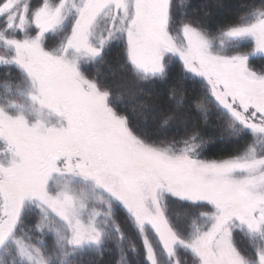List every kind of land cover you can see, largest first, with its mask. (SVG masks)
<instances>
[{"label": "snow or ice", "instance_id": "1", "mask_svg": "<svg viewBox=\"0 0 264 264\" xmlns=\"http://www.w3.org/2000/svg\"><path fill=\"white\" fill-rule=\"evenodd\" d=\"M232 7L0 0V264H264V0Z\"/></svg>", "mask_w": 264, "mask_h": 264}, {"label": "trees", "instance_id": "2", "mask_svg": "<svg viewBox=\"0 0 264 264\" xmlns=\"http://www.w3.org/2000/svg\"><path fill=\"white\" fill-rule=\"evenodd\" d=\"M241 2V0H191L192 6L196 9V11L203 17V12L200 10L202 5H207L208 7L205 9L210 13L207 17H203L207 22L208 26L211 28H215L217 22L221 19H227L228 16H231L235 12V8L232 7L237 3ZM216 5H222V7H216ZM121 50H113L111 55L108 57L109 63L106 65H102L100 67V72L103 74L104 78L112 79L111 73L117 70L116 61L119 58ZM253 63L258 68L262 63L260 60H254ZM181 71L179 64L173 69L172 76L169 81V84L175 82L178 78V75ZM95 70H93V73ZM194 91H198V88L194 89L192 84L188 85V92L191 95ZM145 100L155 101V102H164L167 100V92L166 88L163 85H157L155 87L150 88L146 94L144 95ZM222 121L217 117H211L209 121V125L205 127L201 122L198 127L201 128L202 133L207 140H217L220 135V124ZM183 129H173L170 132V135H183ZM236 145L230 146H221L220 144L213 143L210 145V151L207 153L206 158H220L221 156L230 155L236 150ZM116 256L115 253H106L104 256L105 264H115Z\"/></svg>", "mask_w": 264, "mask_h": 264}]
</instances>
